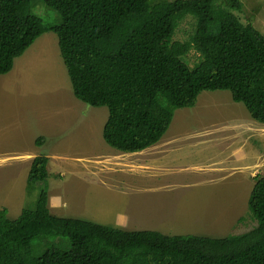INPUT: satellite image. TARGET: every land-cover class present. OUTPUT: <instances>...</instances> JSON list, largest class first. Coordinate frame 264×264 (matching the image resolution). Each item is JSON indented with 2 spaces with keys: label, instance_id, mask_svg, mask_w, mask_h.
I'll use <instances>...</instances> for the list:
<instances>
[{
  "label": "trees",
  "instance_id": "16d2710c",
  "mask_svg": "<svg viewBox=\"0 0 264 264\" xmlns=\"http://www.w3.org/2000/svg\"><path fill=\"white\" fill-rule=\"evenodd\" d=\"M42 2L58 15L55 23L45 25L30 0H0V75L42 34L54 33L74 97L107 109L102 138L110 148L137 153L157 144L173 111L193 107L202 92L228 91L264 124V36L234 14L242 10L239 0ZM188 15L194 33L173 41ZM191 50L198 55L193 66L184 61ZM47 163L35 156L27 174L28 192L40 184L32 209L15 219L0 209V264H264V174L253 177L247 200L252 229L215 238L167 236L53 215ZM39 237L67 238L70 248L56 258L35 256Z\"/></svg>",
  "mask_w": 264,
  "mask_h": 264
},
{
  "label": "rangeland",
  "instance_id": "374dc122",
  "mask_svg": "<svg viewBox=\"0 0 264 264\" xmlns=\"http://www.w3.org/2000/svg\"><path fill=\"white\" fill-rule=\"evenodd\" d=\"M30 1L45 25L56 22L42 0ZM239 1L242 10L234 14L264 36V0ZM194 29L188 15L172 40L188 41ZM57 43L54 33L42 34L0 75V209L9 219L33 208L40 184L30 193L26 178L32 159L42 155L55 216L167 236L224 237L256 225L247 200L253 177L264 174V129H255L262 125L228 91L202 92L193 107L174 110L157 149L121 154L102 138L107 109L74 97ZM184 61L193 66L197 53ZM233 125L225 144V129ZM69 248L62 237L32 242L35 256L56 258Z\"/></svg>",
  "mask_w": 264,
  "mask_h": 264
},
{
  "label": "crops",
  "instance_id": "0c3cea01",
  "mask_svg": "<svg viewBox=\"0 0 264 264\" xmlns=\"http://www.w3.org/2000/svg\"><path fill=\"white\" fill-rule=\"evenodd\" d=\"M262 126H258V127H255V129H259V128H261V129H264V124H261ZM238 126V125H237ZM237 126H235V127H237ZM234 127V125L233 126H229V127H227L226 129H225V136H226V139H225V141H224V143L226 144L227 143V138H228V134L230 133V132H232V128H235ZM241 130H243V131H245V129H243V127L241 128ZM245 133H246V131H245ZM264 135V134H263ZM262 135V136H263ZM163 138H161V140H162ZM161 140L158 142V143H160L161 142ZM158 143L157 144H155V145H153V146H151V147H149V148H147V149H145V150H143V151H141V152H137V153H121V154H131L130 156H134V155H141V154H143V153H145V152H147V151H150V150H152V149H157V147H158ZM226 150V149H225ZM141 153V154H140ZM251 162H252V160L250 161V162H245L244 163V165L243 166H245V167H242V168H245V170L246 171H248V170H250V169H248V168H250V167H252V165H251ZM7 213H8V211H7ZM121 215H124V214H121ZM97 223V222H96ZM100 224V223H99ZM140 230H143V229H140ZM154 231V230H153Z\"/></svg>",
  "mask_w": 264,
  "mask_h": 264
}]
</instances>
